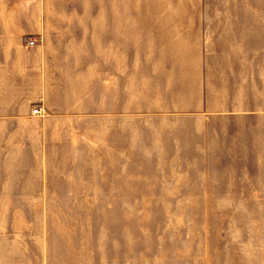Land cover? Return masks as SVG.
<instances>
[{"label":"crops","instance_id":"1","mask_svg":"<svg viewBox=\"0 0 264 264\" xmlns=\"http://www.w3.org/2000/svg\"><path fill=\"white\" fill-rule=\"evenodd\" d=\"M67 12L34 45L0 32V208L78 206L147 169L256 176L264 193V35L249 47L234 18L185 11Z\"/></svg>","mask_w":264,"mask_h":264},{"label":"rangeland","instance_id":"2","mask_svg":"<svg viewBox=\"0 0 264 264\" xmlns=\"http://www.w3.org/2000/svg\"><path fill=\"white\" fill-rule=\"evenodd\" d=\"M67 11H134L136 19L185 11V24L234 18L249 47L264 35V0H0V32L28 42L39 23L54 27ZM153 171L138 170L123 191L73 193L78 206L0 208V264H264L256 176Z\"/></svg>","mask_w":264,"mask_h":264},{"label":"built area","instance_id":"3","mask_svg":"<svg viewBox=\"0 0 264 264\" xmlns=\"http://www.w3.org/2000/svg\"><path fill=\"white\" fill-rule=\"evenodd\" d=\"M36 41H37L36 38H31L28 41V43H29V45H34ZM33 113L36 115H39V116H44L46 112H45V110H43L41 108H35V109H33Z\"/></svg>","mask_w":264,"mask_h":264}]
</instances>
